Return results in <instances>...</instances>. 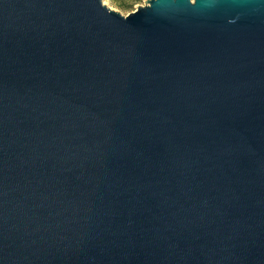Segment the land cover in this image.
Instances as JSON below:
<instances>
[{
	"label": "water",
	"instance_id": "water-1",
	"mask_svg": "<svg viewBox=\"0 0 264 264\" xmlns=\"http://www.w3.org/2000/svg\"><path fill=\"white\" fill-rule=\"evenodd\" d=\"M0 264H264V0H0Z\"/></svg>",
	"mask_w": 264,
	"mask_h": 264
},
{
	"label": "rangeland",
	"instance_id": "rangeland-1",
	"mask_svg": "<svg viewBox=\"0 0 264 264\" xmlns=\"http://www.w3.org/2000/svg\"><path fill=\"white\" fill-rule=\"evenodd\" d=\"M147 0H102L103 4L120 13L122 16H126L129 13L135 11L138 7L144 6ZM121 4L123 8L117 6V4ZM131 6L130 8H128Z\"/></svg>",
	"mask_w": 264,
	"mask_h": 264
},
{
	"label": "trees",
	"instance_id": "trees-1",
	"mask_svg": "<svg viewBox=\"0 0 264 264\" xmlns=\"http://www.w3.org/2000/svg\"><path fill=\"white\" fill-rule=\"evenodd\" d=\"M117 6L118 7H120V8H123L122 6H121V4L119 3V4H117ZM131 6H129L128 8H130Z\"/></svg>",
	"mask_w": 264,
	"mask_h": 264
}]
</instances>
